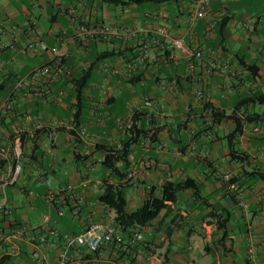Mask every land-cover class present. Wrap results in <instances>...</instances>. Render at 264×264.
Instances as JSON below:
<instances>
[{"label":"crops","instance_id":"1","mask_svg":"<svg viewBox=\"0 0 264 264\" xmlns=\"http://www.w3.org/2000/svg\"><path fill=\"white\" fill-rule=\"evenodd\" d=\"M194 1L0 0V147L20 142L24 167L0 211V264H264V0H213L193 22ZM162 27L203 55L169 48ZM53 46L67 72L27 78ZM122 148L123 177L103 162ZM167 183L187 185L147 223L116 225L109 185L131 213ZM91 220L118 237L67 247Z\"/></svg>","mask_w":264,"mask_h":264},{"label":"built area","instance_id":"2","mask_svg":"<svg viewBox=\"0 0 264 264\" xmlns=\"http://www.w3.org/2000/svg\"><path fill=\"white\" fill-rule=\"evenodd\" d=\"M213 0H195L194 12L192 15L193 22L205 17L207 8ZM108 30L107 27L92 28L81 27V34L96 35L104 34ZM158 35L165 37L167 45L180 53L190 55L192 57H201L203 55L202 50L197 48H191L187 45L184 37L177 36L173 32L169 31L166 27H162L158 30ZM43 48H47L45 44ZM52 54V60L35 67L27 76L32 81H36L41 77L54 80L67 72L66 59L68 57V50L65 47L53 46L50 48ZM148 55L147 47L142 49L141 57L145 58ZM24 81V80H21ZM201 93V92H200ZM22 145L20 142L14 141L11 146L2 145L0 147V157L3 160V164L0 166V211H5L6 201V188L9 185L17 184L23 178L24 167L22 162ZM230 179V175H227ZM4 199V200H3ZM47 219V217H46ZM28 232V228L25 225L19 226L12 230L8 235H3L6 240H10L11 237L21 238ZM119 232L117 226L113 222L91 220L85 227V229L78 234H70L65 236L66 246L71 247L75 245H85L89 250L97 251L103 243L112 242L118 237ZM140 232L135 229L132 232L130 242L136 244L139 238ZM33 241L44 242L43 235H32ZM80 260L71 259L67 254L59 260L58 264L75 263Z\"/></svg>","mask_w":264,"mask_h":264},{"label":"trees","instance_id":"3","mask_svg":"<svg viewBox=\"0 0 264 264\" xmlns=\"http://www.w3.org/2000/svg\"><path fill=\"white\" fill-rule=\"evenodd\" d=\"M158 1L161 0H156V2ZM139 2H141V0H139ZM82 79H85V76L82 77ZM239 130L240 129L237 128L234 133L238 132ZM128 152L129 150L127 148L118 150L108 149V153L103 161L105 167L112 170V172H115L117 175L123 177L127 172V168L117 167L116 164L118 160L127 162ZM2 164L3 160L0 159V166ZM186 185L187 183L165 184L162 190L163 194L161 196L151 195V197L147 199L141 207L131 213L127 211V201L124 191L122 189H116L113 185H109L108 192L109 194L113 195L111 205L115 207L116 210V216L114 219L116 225L126 231L128 227H131L132 225H143L147 223L149 220L155 218L159 214L160 210L165 206V200H175L179 190Z\"/></svg>","mask_w":264,"mask_h":264},{"label":"rangeland","instance_id":"4","mask_svg":"<svg viewBox=\"0 0 264 264\" xmlns=\"http://www.w3.org/2000/svg\"><path fill=\"white\" fill-rule=\"evenodd\" d=\"M94 78H97V74L94 75Z\"/></svg>","mask_w":264,"mask_h":264}]
</instances>
